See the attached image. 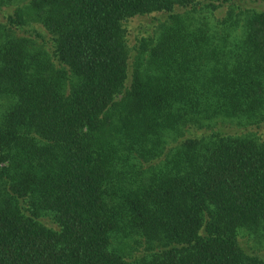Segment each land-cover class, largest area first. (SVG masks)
<instances>
[{
	"label": "trees",
	"instance_id": "obj_1",
	"mask_svg": "<svg viewBox=\"0 0 264 264\" xmlns=\"http://www.w3.org/2000/svg\"><path fill=\"white\" fill-rule=\"evenodd\" d=\"M245 1L0 0V264H264Z\"/></svg>",
	"mask_w": 264,
	"mask_h": 264
},
{
	"label": "rangeland",
	"instance_id": "obj_2",
	"mask_svg": "<svg viewBox=\"0 0 264 264\" xmlns=\"http://www.w3.org/2000/svg\"><path fill=\"white\" fill-rule=\"evenodd\" d=\"M245 3H246V6H253L254 7V6H257L261 3L264 6V1L261 2V1H256V0L255 1H248L247 0V1H245ZM130 26H131L130 27V33L133 34L136 31V28L134 29V26L132 24ZM231 124H228L229 125L228 127L232 128V129H236V130H244L242 127H236L234 124H232V125ZM252 131H254L256 134H258L261 137V139H263V141H264V125H261L258 129L252 128Z\"/></svg>",
	"mask_w": 264,
	"mask_h": 264
}]
</instances>
